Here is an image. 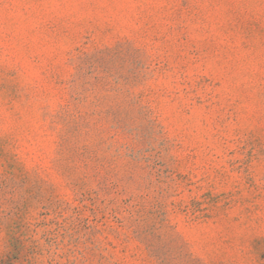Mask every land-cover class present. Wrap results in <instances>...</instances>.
Masks as SVG:
<instances>
[{"label":"rangeland","instance_id":"obj_1","mask_svg":"<svg viewBox=\"0 0 264 264\" xmlns=\"http://www.w3.org/2000/svg\"><path fill=\"white\" fill-rule=\"evenodd\" d=\"M0 264H264V0H0Z\"/></svg>","mask_w":264,"mask_h":264}]
</instances>
